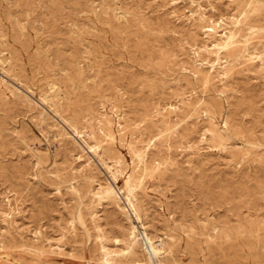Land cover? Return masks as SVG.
Returning <instances> with one entry per match:
<instances>
[{
	"label": "rangeland",
	"instance_id": "374dc122",
	"mask_svg": "<svg viewBox=\"0 0 264 264\" xmlns=\"http://www.w3.org/2000/svg\"><path fill=\"white\" fill-rule=\"evenodd\" d=\"M103 263L264 264V0H0V264Z\"/></svg>",
	"mask_w": 264,
	"mask_h": 264
},
{
	"label": "bare ground",
	"instance_id": "6f19581e",
	"mask_svg": "<svg viewBox=\"0 0 264 264\" xmlns=\"http://www.w3.org/2000/svg\"><path fill=\"white\" fill-rule=\"evenodd\" d=\"M146 241V247H147V249H148V253L152 256V257H154L155 256V254H156V252H157V250H156V248L152 245V243L150 242V241H148V240H145ZM132 242V241H131ZM136 243V242H135ZM132 245V244H131ZM108 251V250H107ZM112 252H114V251H112ZM111 252V253H112ZM130 254V253H129ZM109 255V254H108ZM116 255V254H115ZM114 256V255H113ZM118 256V255H117ZM123 256V255H122ZM121 256V257H122ZM115 257V256H114ZM119 257V256H118ZM115 259V258H114ZM116 261V260H115ZM10 262V261H9ZM115 263V262H114ZM103 264H105V263H103ZM117 264V263H116Z\"/></svg>",
	"mask_w": 264,
	"mask_h": 264
}]
</instances>
